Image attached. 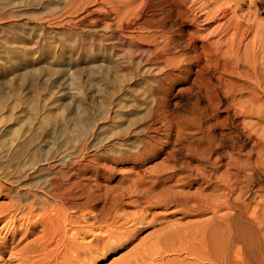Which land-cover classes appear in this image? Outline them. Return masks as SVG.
<instances>
[{"label": "bare ground", "instance_id": "1", "mask_svg": "<svg viewBox=\"0 0 264 264\" xmlns=\"http://www.w3.org/2000/svg\"><path fill=\"white\" fill-rule=\"evenodd\" d=\"M15 1L0 0V6ZM90 2L100 7L91 9ZM237 3L238 0L73 2L68 8L70 14L86 12L76 24L109 34L94 33L92 39L84 35L79 41L56 46L82 52L90 64L98 60L93 54L107 52L138 75L158 73L166 81L176 76V70L190 68L193 56L189 49L197 58L202 54L225 56L247 83L242 88L248 96L246 100L240 99L241 89H236L233 82L226 83L223 92L232 112L224 117L223 123L191 124L192 138L187 146L195 164L183 175L177 169L164 175L162 168L142 173V161L151 150L145 137L131 144V154L119 157L132 162L126 175L134 178H119L99 194L78 180L81 172L74 153L60 146L51 156L37 160L25 170L7 173L0 170V174L13 176L14 182L25 179L28 190L0 203V220L4 224L30 225L0 241V254L11 251L10 256L1 259L2 264H98L127 248L142 228L156 225L161 226L111 264H264V129L257 133L249 122L237 123L233 119L256 115L257 124L264 121V32L258 34L248 18L235 15ZM133 35L143 42L134 45L130 41L136 37ZM249 35L252 37L247 39ZM41 42L30 47L38 48ZM87 52L92 55L86 56ZM92 68L95 70V66ZM64 85L52 94L45 109L74 107V95L64 91L72 82L64 80ZM154 119L151 114L147 122ZM238 124L253 141L245 153L234 151L238 140L231 131L224 132L238 128ZM34 125L28 123L25 133L0 147V162L4 155L22 147L24 151L15 161L22 164L29 161L27 155L46 141L43 138L30 141ZM186 127L187 119H181L179 133ZM43 132L51 135L52 129L45 126ZM62 139V134L54 136L48 146H55ZM194 184L198 187L192 193L175 189ZM170 206L179 207L174 210L181 214L179 219L201 218L184 223L157 222L152 214V219L146 220L148 210ZM129 207L136 210L125 211ZM26 239L29 240L18 247Z\"/></svg>", "mask_w": 264, "mask_h": 264}, {"label": "rangeland", "instance_id": "2", "mask_svg": "<svg viewBox=\"0 0 264 264\" xmlns=\"http://www.w3.org/2000/svg\"><path fill=\"white\" fill-rule=\"evenodd\" d=\"M74 1L16 0L8 6H0V147L25 133L31 122L35 125L29 135L30 141L46 139L42 146L27 155L29 161L25 164L15 161L24 147L4 155L0 170L6 173L10 170H25L37 160L51 156L60 146L74 153L76 166L81 172L78 180L99 194L105 186H113L119 178H134L126 175L132 162L119 157L131 154V144L145 137L150 141L151 150L146 160L142 161V173L147 174L148 170L159 168L163 169L164 175H169L170 170L175 169L181 175L187 173L195 164L189 157L187 146L192 138L191 124L223 123L224 117L232 112L223 92L226 83L229 85L233 82L236 89H241L238 97L242 100L248 96L242 88L247 83L225 56L202 54L197 58L190 49L189 53L193 56L190 68L176 70V76L167 81L160 79L158 73L138 75L107 52L97 53L96 56L93 54L98 60L90 64L89 59L83 58L82 52L69 46L55 45L79 41L85 38L84 35L92 39L94 33L109 34V31L86 30L76 24L77 19L86 12L81 10L76 16L70 14L68 8ZM262 2L238 0L235 8V15L248 18L258 34L264 32ZM88 7L99 8L100 5L90 2ZM174 35L177 36L176 31ZM133 36L136 37L130 41L134 45L143 42L138 39V35ZM251 37L249 35L247 39ZM39 41L42 42L38 48L30 47ZM136 50H133L134 53ZM92 66H95V70ZM64 80L72 82L64 91L74 95V107L45 109L44 105L52 94L65 86ZM157 102L160 103L159 108ZM16 110L24 112L19 116ZM151 114L155 119L148 123L147 118ZM115 119L119 122H115ZM181 119H187L183 133L178 130ZM233 119L237 123L241 120L249 122L257 133H262L264 129V121L257 124L256 115ZM45 126L52 129L51 135L43 132ZM227 131H231V135L238 140L234 151L245 153L251 149L253 141L247 138V131L240 124L238 128L224 130ZM61 134L63 139L55 144L56 147L48 146L49 139ZM180 170L184 171L181 173ZM6 173L0 174V203H6L12 196L28 191L27 185H24L25 179L14 182L15 178ZM197 187L194 184L190 188L177 186L175 189L192 193ZM177 208H152L147 211L146 220L150 221L152 214L156 215L157 222L184 223L201 218L188 216L179 219L181 214L174 212ZM135 210L125 208L127 212ZM4 222L0 220V241L11 238L13 231L19 233L30 226ZM160 226L142 228L127 248L111 254L98 264H111L120 260L143 237ZM144 243L149 244L148 241ZM10 252L5 250L0 254V264L1 259L10 256Z\"/></svg>", "mask_w": 264, "mask_h": 264}]
</instances>
